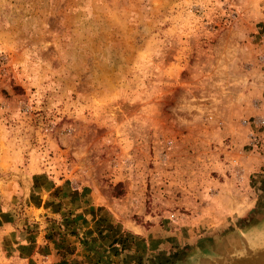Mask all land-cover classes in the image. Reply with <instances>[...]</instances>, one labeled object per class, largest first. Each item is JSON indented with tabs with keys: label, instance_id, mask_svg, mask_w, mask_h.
<instances>
[{
	"label": "rangeland",
	"instance_id": "1",
	"mask_svg": "<svg viewBox=\"0 0 264 264\" xmlns=\"http://www.w3.org/2000/svg\"><path fill=\"white\" fill-rule=\"evenodd\" d=\"M259 116L264 0H0V264H45L89 205L140 238L118 263L205 264L264 219Z\"/></svg>",
	"mask_w": 264,
	"mask_h": 264
},
{
	"label": "crops",
	"instance_id": "2",
	"mask_svg": "<svg viewBox=\"0 0 264 264\" xmlns=\"http://www.w3.org/2000/svg\"><path fill=\"white\" fill-rule=\"evenodd\" d=\"M67 205L66 210L75 211L76 205ZM90 208L91 205L81 208V213L78 210L80 208H76V213L71 216L75 220L79 214H82L81 218L75 222L78 233L71 236L76 239L70 240L67 237L61 239V242L57 239L56 243L48 242L45 238L42 239L43 241L37 248L42 253L41 260L45 264H121L117 262V258H113L116 254L115 250L119 253L122 252L121 248L125 250L120 244L127 237L140 240L134 235L135 232L132 229L126 228L121 223V227L116 226L113 232L109 233L108 229H112V227L105 225L100 227L98 223L96 224V219L91 217L93 215L89 211ZM262 211L264 216V207ZM62 224L61 228H68L64 221ZM243 231L245 234L240 230H234L216 239L213 238L207 246L199 249V254L205 259V264H264V219H255ZM59 232L64 233L65 231L63 232L61 229ZM113 233H115L114 236ZM80 236L93 241L95 246L94 244L90 246L88 241L87 246L82 248L79 246L80 241H83ZM112 242L114 244L109 246ZM138 255L132 256L128 264H148Z\"/></svg>",
	"mask_w": 264,
	"mask_h": 264
},
{
	"label": "built area",
	"instance_id": "3",
	"mask_svg": "<svg viewBox=\"0 0 264 264\" xmlns=\"http://www.w3.org/2000/svg\"><path fill=\"white\" fill-rule=\"evenodd\" d=\"M244 125H247L246 121H242ZM250 128L246 133L247 147L255 152L264 151V139L261 137L260 130H264V116H259L253 119L250 123Z\"/></svg>",
	"mask_w": 264,
	"mask_h": 264
},
{
	"label": "flooded vegetation",
	"instance_id": "4",
	"mask_svg": "<svg viewBox=\"0 0 264 264\" xmlns=\"http://www.w3.org/2000/svg\"><path fill=\"white\" fill-rule=\"evenodd\" d=\"M258 216H260V215H258Z\"/></svg>",
	"mask_w": 264,
	"mask_h": 264
}]
</instances>
